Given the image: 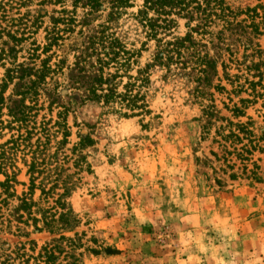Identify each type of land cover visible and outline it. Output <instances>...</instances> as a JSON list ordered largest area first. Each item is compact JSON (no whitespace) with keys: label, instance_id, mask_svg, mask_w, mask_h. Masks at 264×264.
Returning <instances> with one entry per match:
<instances>
[{"label":"rangeland","instance_id":"374dc122","mask_svg":"<svg viewBox=\"0 0 264 264\" xmlns=\"http://www.w3.org/2000/svg\"><path fill=\"white\" fill-rule=\"evenodd\" d=\"M134 1L141 5V0ZM224 2L240 12L239 19L247 20L246 24L248 17L254 15L247 14V10L258 14L255 23L261 36L251 40V45H258L260 54L252 60L264 63V0ZM27 5L20 9L21 14L27 15L25 31L23 25V33L19 30L17 35V38L22 35V42H8L5 49L12 54L4 67L0 63V78L12 62L28 67L39 65L36 56L41 54L36 49L44 46V28L57 17L52 11L59 10V6L45 7L48 16L43 26L36 29V12L42 9L36 2ZM133 12L135 8L128 10V14ZM82 13L79 8L78 16ZM100 23L96 19L90 28ZM178 23L179 28L173 34L182 38L187 33L185 22ZM110 32L130 48L140 49L145 41L126 15ZM88 36L86 31L81 36L77 29L64 40L60 54L65 56L66 66L73 63L74 43L85 47ZM146 49L139 61L141 68L150 63L154 43H149ZM152 71L151 84L145 88L150 113L138 116L136 112L132 118H121L101 104L86 101L83 90L70 87L71 74L67 70L55 79L59 83L58 92L70 96L58 100L71 108L66 119L70 136L65 147L56 145L61 141L58 135L48 148L52 156L57 152L52 167L58 162L60 177L73 185L67 204L79 223L75 230L64 233L73 242L62 244L58 242L59 235L36 233L31 228L24 229L28 238L16 237L15 229L8 233L2 232V227L0 242H5L10 250L21 244L29 250V242L33 241L35 252L28 254L35 258L45 245L58 244L65 249L58 261L61 264H264V93L260 91L263 96L248 107L245 117L233 119L224 106L231 110L239 98L247 99L246 95L238 98L220 94L212 89L218 84L215 80L212 85H201L196 90L197 83L185 71H175L174 67L167 77L163 71ZM131 75L136 76L135 71ZM221 84L231 90L225 82ZM54 87L51 83L52 93ZM11 91L12 86L4 94L6 102ZM49 97L54 98L47 94L40 101L45 104L37 124L51 120L52 127L57 110L52 114L46 110ZM6 115L3 107L5 122L10 120ZM220 118L248 124L249 134L240 135L241 144L233 140L224 142L222 137L215 136L217 128L225 124ZM227 134L228 129L222 136ZM11 135L4 131L0 145ZM81 140L90 143L86 141L78 147ZM238 154L243 161L237 159ZM14 159L20 169L14 189L21 196L28 192L29 185L21 150ZM39 199L37 190L34 201ZM53 201L49 199V205L42 201L41 205L52 207Z\"/></svg>","mask_w":264,"mask_h":264},{"label":"trees","instance_id":"16d2710c","mask_svg":"<svg viewBox=\"0 0 264 264\" xmlns=\"http://www.w3.org/2000/svg\"><path fill=\"white\" fill-rule=\"evenodd\" d=\"M32 2L42 9L36 12V29L43 26V20L48 16L45 7L59 6V10L52 11L57 17L44 28V46L36 49L41 54L36 56L39 65L28 67L25 63L15 65L12 62L0 78V138L6 130L12 134L9 140L0 145L2 232L7 230L10 233L15 229L16 237L28 238L29 234L24 229L31 228L36 233L59 235V243L73 242L64 236V233L75 230L79 223L67 204L73 185L60 177L58 172L61 171V165L58 162H54L52 167L57 152L52 156L48 148L51 140L58 135H61V141L56 142V145L58 148L65 147L70 136L66 119L71 108L58 103L61 98L70 96L58 92L59 83L55 81L65 70L71 74L68 78L70 87L83 90L86 101L101 104L102 108H108L121 118L135 117L136 112L138 116L150 113L145 102V88L151 84L153 71H150L153 69L163 71L166 77L172 74L173 67L175 71H185L186 76L197 83L196 90L201 85H212V80H215L218 84L212 89L220 94L238 98L246 95L247 99L239 98L231 110L224 106L233 119L245 117L248 107L255 105L263 96L260 91L264 93V63L252 60L253 57L259 58L260 54L259 46L251 45V40L261 36L255 23L258 18L255 10H247V14L252 12L254 15L247 16L249 20L246 24L247 20L239 19L241 13L233 11L224 0H141V5H136L134 0H0L2 67L12 54L5 49L8 42H22V35L20 38L17 35L19 30L22 33L25 31L27 15L21 14L20 9ZM79 8L83 10L81 17L78 16ZM134 8L136 12L128 14V10ZM125 15L145 37L140 49L130 48L110 32L113 25ZM96 19L101 23L90 28ZM178 21H184L187 30L182 38L173 34L179 28ZM77 29L81 36L85 31L89 34L87 43L85 47L74 43L71 48L73 63L66 66L65 56L60 54L62 43ZM152 42L155 45L154 54L150 63L141 68L139 61ZM96 46L100 47L99 50ZM133 71L136 76L131 75ZM222 82L231 90L227 91ZM51 83L55 84L53 93L49 90ZM11 86L12 91L6 102L4 94ZM47 94H52L54 98H48L50 102L46 110L50 114L57 110V120L52 127L51 120L37 124L38 115L44 110L45 104L40 101ZM229 102L232 103V100L229 99ZM10 104L14 107H9ZM3 107L10 118L6 122L2 120ZM219 121L225 124L217 128L215 136L222 137L224 142L233 140L241 144L243 138L240 135L249 134L246 129L248 124H234L226 118H220ZM227 129V136H222ZM86 141L90 143L89 140H81L78 147ZM20 150L29 185L28 192L18 196L14 188L18 184L16 177L20 169L15 166L14 157ZM237 159L243 161L239 154ZM37 190L40 199L35 202ZM49 199L54 200L52 207L41 205L42 201L48 204ZM29 245V250L22 244L10 250L5 242H0V264H30L31 261L33 264H61L59 258L65 253L62 246L47 244L35 258L28 253H34L36 245L33 241Z\"/></svg>","mask_w":264,"mask_h":264}]
</instances>
